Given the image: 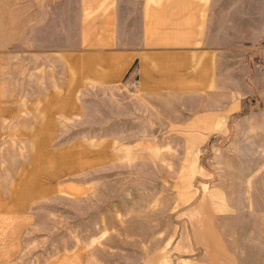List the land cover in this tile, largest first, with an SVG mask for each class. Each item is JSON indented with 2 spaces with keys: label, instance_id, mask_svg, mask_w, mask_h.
<instances>
[{
  "label": "rangeland",
  "instance_id": "374dc122",
  "mask_svg": "<svg viewBox=\"0 0 264 264\" xmlns=\"http://www.w3.org/2000/svg\"><path fill=\"white\" fill-rule=\"evenodd\" d=\"M6 38L0 264H264V57L231 67L211 131L149 116L137 80L78 83L73 52L39 46L53 37Z\"/></svg>",
  "mask_w": 264,
  "mask_h": 264
},
{
  "label": "crops",
  "instance_id": "0c3cea01",
  "mask_svg": "<svg viewBox=\"0 0 264 264\" xmlns=\"http://www.w3.org/2000/svg\"><path fill=\"white\" fill-rule=\"evenodd\" d=\"M44 34L55 43L39 46L61 52L63 66L74 53L78 83L137 80L149 116H207L224 131L231 67L264 57V0H0V52L7 36Z\"/></svg>",
  "mask_w": 264,
  "mask_h": 264
}]
</instances>
